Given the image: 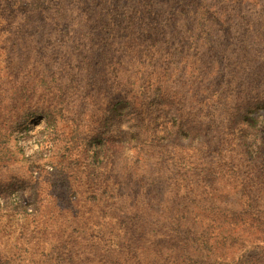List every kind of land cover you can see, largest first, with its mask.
I'll list each match as a JSON object with an SVG mask.
<instances>
[{
    "label": "rangeland",
    "instance_id": "374dc122",
    "mask_svg": "<svg viewBox=\"0 0 264 264\" xmlns=\"http://www.w3.org/2000/svg\"><path fill=\"white\" fill-rule=\"evenodd\" d=\"M0 0V264H264V0Z\"/></svg>",
    "mask_w": 264,
    "mask_h": 264
},
{
    "label": "trees",
    "instance_id": "16d2710c",
    "mask_svg": "<svg viewBox=\"0 0 264 264\" xmlns=\"http://www.w3.org/2000/svg\"><path fill=\"white\" fill-rule=\"evenodd\" d=\"M32 1H34V2H31L30 3V6H33L34 4H35V1H37V0H32ZM19 2H18V0L17 1H15L14 2V5H17Z\"/></svg>",
    "mask_w": 264,
    "mask_h": 264
}]
</instances>
